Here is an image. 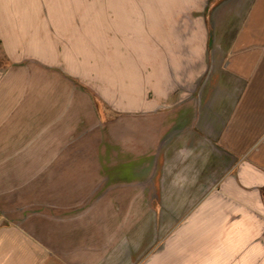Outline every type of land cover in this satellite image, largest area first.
<instances>
[{"label": "crops", "instance_id": "0c3cea01", "mask_svg": "<svg viewBox=\"0 0 264 264\" xmlns=\"http://www.w3.org/2000/svg\"><path fill=\"white\" fill-rule=\"evenodd\" d=\"M0 53V264H264V0H0Z\"/></svg>", "mask_w": 264, "mask_h": 264}, {"label": "rangeland", "instance_id": "374dc122", "mask_svg": "<svg viewBox=\"0 0 264 264\" xmlns=\"http://www.w3.org/2000/svg\"><path fill=\"white\" fill-rule=\"evenodd\" d=\"M101 2V1H99ZM101 51H105V49L101 50ZM0 65H4V59L0 53ZM106 65L105 64H102L100 63L98 65V68H99V76H100V82H99V87H98V90L99 92H106V87H105V84H106V81L103 80V78H105L106 76ZM93 101H94V107L97 109L98 113H99V120H100V128H99V131H102L103 129V126L104 124L101 123V121H105L107 119H109L108 117L110 116V114L108 115V112H107V106H106V103L105 101L99 96L98 98L96 96H93ZM86 129H83L82 127H80V129H78L80 131L79 133V137L83 139V143L80 145V153L79 154H82V157L81 159H78L77 161H71V166H74V167H81L82 169H90V168H93L94 165H96V160H89L87 159L86 157L84 158V155H86V152H89L91 153L90 151L94 150L96 148V145L91 142H89L90 140L87 139V137H95L94 135L96 134H99L97 132V128H87L85 127ZM104 134V132H102ZM100 135V134H99ZM94 148V149H92ZM92 149V150H91ZM67 150L70 151L71 149H69V145L67 147ZM79 151V150H78ZM81 151L83 153H81ZM98 151H101V146H99V149ZM74 162L76 163V165H74ZM70 166V161L67 162V167ZM105 178L104 176L101 177V176H78V177H74V176H68V183H74V180L76 179L77 181H83L84 184L86 183H89L90 180H98L100 183L101 180ZM86 204V205H85ZM85 204H83L80 208H77L76 210L75 209H72V214H90V209L87 208L89 202H86ZM85 205V206H84ZM69 210V209H68ZM158 214V212H161V215L163 217V228H162V231L164 233V237L166 235H170V234H173L174 233V208H163V209H156L155 210ZM130 214L131 215H134V216H142V215H147V216H152L154 215V210H150V209H147V208H132L130 209ZM68 215H69V212H68ZM167 237V236H166ZM165 237V238H166ZM165 238L163 239V242L165 241Z\"/></svg>", "mask_w": 264, "mask_h": 264}]
</instances>
